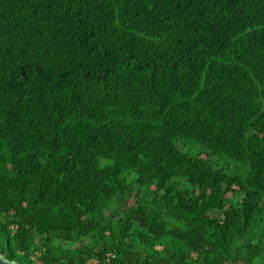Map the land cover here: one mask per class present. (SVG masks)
Returning <instances> with one entry per match:
<instances>
[{
    "label": "trees",
    "instance_id": "1",
    "mask_svg": "<svg viewBox=\"0 0 264 264\" xmlns=\"http://www.w3.org/2000/svg\"><path fill=\"white\" fill-rule=\"evenodd\" d=\"M0 253L264 264V0H0Z\"/></svg>",
    "mask_w": 264,
    "mask_h": 264
},
{
    "label": "water",
    "instance_id": "2",
    "mask_svg": "<svg viewBox=\"0 0 264 264\" xmlns=\"http://www.w3.org/2000/svg\"><path fill=\"white\" fill-rule=\"evenodd\" d=\"M0 264H20V263L13 260H9L2 253H0Z\"/></svg>",
    "mask_w": 264,
    "mask_h": 264
}]
</instances>
